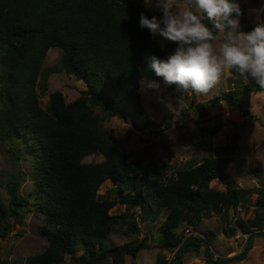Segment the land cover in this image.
<instances>
[{
  "label": "trees",
  "instance_id": "trees-1",
  "mask_svg": "<svg viewBox=\"0 0 264 264\" xmlns=\"http://www.w3.org/2000/svg\"><path fill=\"white\" fill-rule=\"evenodd\" d=\"M240 6L244 31H250L255 23L246 22V10ZM141 12L148 18L161 16L148 10L144 0H0V144L9 146L16 167L21 160L30 167L28 175L19 167L7 183L0 176V238L10 234V220L26 211L43 218L42 231L48 240L41 253L20 264H66L68 256L74 258L81 251L79 261L85 264H123L126 256L136 260L140 251L150 248L146 238L135 247L106 243L121 228L139 232L136 209L150 224L165 212L160 247L178 249L176 264H182L184 253L199 250L211 240L196 236L182 244L177 229L186 225L198 231L212 215H228L238 208L248 214L254 206L252 217L238 218L223 233L248 236L247 248L252 237L264 235V170L250 171L259 187L225 192L212 184L228 179L234 159L231 148L174 171L168 164L133 160L105 128V115L120 120L146 115L140 80L161 78L147 69L145 58L166 59L176 47L166 42L161 47L147 29H141ZM53 48L61 52V62L44 68ZM59 72L83 82L87 90L71 103L55 91L43 108L40 99L47 92L48 78ZM244 90L264 92L252 81L244 82ZM220 101L227 102L229 109L249 110V104L242 107L236 102L233 91ZM196 109L200 116L209 113L207 104ZM134 127L144 131L147 124L135 121ZM220 131L221 126L202 128L200 149L210 154L208 139ZM233 142L232 148L237 135ZM96 155L104 161L84 162ZM27 178L33 186L24 196L21 187ZM107 182L115 187V199L99 194ZM252 195H256L254 203ZM117 205L125 207L124 214L112 213ZM243 255L240 258L245 259Z\"/></svg>",
  "mask_w": 264,
  "mask_h": 264
},
{
  "label": "rangeland",
  "instance_id": "rangeland-1",
  "mask_svg": "<svg viewBox=\"0 0 264 264\" xmlns=\"http://www.w3.org/2000/svg\"><path fill=\"white\" fill-rule=\"evenodd\" d=\"M239 3L246 10V22L258 23L264 22V0H239ZM151 12L160 13L151 6H146ZM242 30L245 23L240 20ZM155 40L161 45L165 43L163 38L157 36ZM62 54L58 49H51L48 52L44 68H54L61 62ZM162 82V81H161ZM47 92L41 97L40 102L43 108H47L49 95L55 91H61L67 103H71L85 94L87 88L81 81L67 75L65 72L51 74L47 82ZM171 91V89H169ZM229 91L236 93L237 103L240 106L249 104V110L227 107V102L220 101L224 94ZM143 103L146 109V115L136 117L135 120L129 117L127 120L118 118H109L104 116V124L111 138L122 145L133 160L143 159L145 162H153L159 165L168 164L174 171L179 168H188L201 162L204 156L223 155L225 148L232 149L234 159L228 167L229 177L226 181H216L213 187L223 191H234L239 188L259 187L257 179L253 176L252 170H264V92L254 93L244 90V82L233 77V75L222 76L220 82L208 95L193 94L190 98V109L182 114L183 123L173 118L172 114L162 107L155 98L145 95L140 91ZM198 104H207L208 115L200 116L196 109ZM101 111H98V113ZM140 125L147 124L144 131H138L134 127V122ZM149 122V124H148ZM221 126V131L208 139L211 144V152L202 151L199 147L202 139V128H215ZM237 135V143L234 148L233 137ZM13 147L11 144H9ZM9 146L0 144V176L5 183L9 175L18 171L21 167L25 175L30 174V167L27 162L20 161L18 167L15 164V157L8 150ZM14 149V147H13ZM14 152L17 154L16 150ZM104 159L100 155L91 156L84 160L85 163H101ZM32 183L29 178L23 183L21 193L28 195L32 189ZM115 188L110 182L104 184L100 195H106L108 199H115ZM4 198L8 199L6 189ZM251 203L256 200V195H252ZM254 206L251 207L248 214L244 209L234 212L232 209L227 218V225L221 229L217 224L220 221L218 215H212L202 221L198 231H194L199 238L206 240L201 244L199 250L194 248L182 256V264H264V235L256 236L253 242V248L248 251V236L238 232L236 236L228 237L223 233L232 221L233 226L238 218L247 220L252 217ZM112 213L124 214L125 207L117 205L112 209ZM139 232L134 233L128 229L121 228L109 240L108 246L120 247L125 244L137 246L139 242L146 238L149 249L138 253L136 260L131 256L124 257L123 264H176V252L178 249H162L161 225L165 220V212L154 223L150 224L147 218L141 214L139 209L134 212ZM218 217V220L216 221ZM223 224V223H222ZM43 218L34 213L24 211L19 219L10 220L11 232L5 238H0V264H20L22 259L41 253L48 245V240L43 234ZM193 230L191 226L183 225L177 229V234L182 237L186 228ZM189 230V229H188ZM214 235V236H213ZM220 235V239H217ZM258 244V245H257ZM258 248H254V247ZM208 248V249H207ZM247 248V249H246ZM210 256H208V252ZM246 256L241 257V255ZM83 252L77 253L74 258L67 257L66 264H85L79 261ZM216 255L218 256L216 258ZM243 255V256H244ZM212 257V258H211ZM237 258L235 261L221 263L222 260ZM211 259V261H210ZM241 259H243L241 261ZM112 262V259H109ZM93 264H106L105 262H94Z\"/></svg>",
  "mask_w": 264,
  "mask_h": 264
},
{
  "label": "clouds",
  "instance_id": "clouds-1",
  "mask_svg": "<svg viewBox=\"0 0 264 264\" xmlns=\"http://www.w3.org/2000/svg\"><path fill=\"white\" fill-rule=\"evenodd\" d=\"M144 3L161 16L148 18L141 12L139 27L176 47L166 59L146 56L147 69L162 82L142 78L140 91L155 98L174 119L183 123L182 114L189 111L191 96L208 95L222 76L235 73L243 82L252 81L264 89V22L243 31V11L238 0Z\"/></svg>",
  "mask_w": 264,
  "mask_h": 264
},
{
  "label": "built area",
  "instance_id": "built-area-1",
  "mask_svg": "<svg viewBox=\"0 0 264 264\" xmlns=\"http://www.w3.org/2000/svg\"><path fill=\"white\" fill-rule=\"evenodd\" d=\"M238 210L241 211V208H238ZM189 229V230H188ZM197 234L194 232V230L190 228H186V230L182 234V244H184L189 238L196 237Z\"/></svg>",
  "mask_w": 264,
  "mask_h": 264
},
{
  "label": "crops",
  "instance_id": "crops-1",
  "mask_svg": "<svg viewBox=\"0 0 264 264\" xmlns=\"http://www.w3.org/2000/svg\"><path fill=\"white\" fill-rule=\"evenodd\" d=\"M244 215H245V212H244ZM219 217V216H218ZM218 217H217V219H216V221L218 220ZM219 219L220 220H223V222L222 221H220V223L219 224H217L218 225V227L219 228H221V229H223L226 225H227V218L226 217H224V218H222L221 216L219 217ZM223 223V224H222ZM232 221L230 222V224L232 225ZM264 238V237H263ZM217 239L219 240L220 239V235H217ZM247 242H248V239H247ZM258 245V244H257ZM258 247H260V246H258ZM258 247H254V248H258ZM208 249V248H207ZM208 253V256H209V251L207 252ZM218 256L216 255V258H217Z\"/></svg>",
  "mask_w": 264,
  "mask_h": 264
},
{
  "label": "water",
  "instance_id": "water-1",
  "mask_svg": "<svg viewBox=\"0 0 264 264\" xmlns=\"http://www.w3.org/2000/svg\"><path fill=\"white\" fill-rule=\"evenodd\" d=\"M253 242H254V237H252V238L250 239L249 247H248V251L251 250V248L253 247Z\"/></svg>",
  "mask_w": 264,
  "mask_h": 264
}]
</instances>
